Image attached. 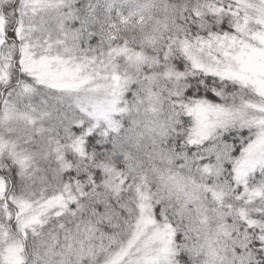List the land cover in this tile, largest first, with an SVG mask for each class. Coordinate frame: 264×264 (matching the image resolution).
Returning a JSON list of instances; mask_svg holds the SVG:
<instances>
[{
  "label": "snow or ice",
  "instance_id": "6c2138e0",
  "mask_svg": "<svg viewBox=\"0 0 264 264\" xmlns=\"http://www.w3.org/2000/svg\"><path fill=\"white\" fill-rule=\"evenodd\" d=\"M0 264H264V0H0Z\"/></svg>",
  "mask_w": 264,
  "mask_h": 264
}]
</instances>
